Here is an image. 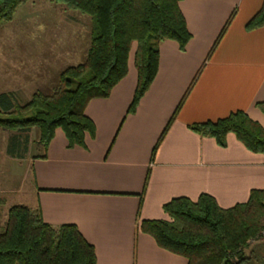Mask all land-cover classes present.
<instances>
[{
  "label": "crops",
  "instance_id": "1",
  "mask_svg": "<svg viewBox=\"0 0 264 264\" xmlns=\"http://www.w3.org/2000/svg\"><path fill=\"white\" fill-rule=\"evenodd\" d=\"M262 3L181 0L191 38L184 50L172 40L160 44L156 76L134 112L128 113L137 84L131 59L109 96L85 106L95 131L85 135L83 146L69 147L58 128L45 149L36 143L28 152L18 138L3 147L0 187L18 198L12 205L38 208L55 228L75 225L94 247L95 264H187L138 226L169 219L163 205L174 198L195 201L205 193L230 208L245 203L252 189H264V154L247 150L232 133L221 146L189 128L236 111L264 128L256 107L264 102V26L245 29ZM22 61L29 62L23 68L29 67L31 77H44L48 57L32 52ZM11 145L17 147L13 154Z\"/></svg>",
  "mask_w": 264,
  "mask_h": 264
},
{
  "label": "trees",
  "instance_id": "2",
  "mask_svg": "<svg viewBox=\"0 0 264 264\" xmlns=\"http://www.w3.org/2000/svg\"><path fill=\"white\" fill-rule=\"evenodd\" d=\"M25 1L0 0V25L9 22L16 8ZM51 1L89 17L86 58L83 63L60 72L50 95L36 92L20 106L11 94L0 93V129L36 128L37 143L45 149L54 131L60 128L69 147L83 146L85 135H93L95 131L93 122L84 113L85 106L93 99L108 97L111 89L126 76L132 44L136 46L133 62L137 84L128 113L135 111L156 76L160 44L172 40L184 50L191 34L178 7L181 0ZM232 15L209 54L224 35ZM262 26L264 0L245 29L251 31ZM256 107L264 114V102H257ZM189 128L201 136L214 138L221 146L226 135L232 133L247 150L264 154V128L243 111L214 122L194 123ZM11 147L9 153L13 154L17 147ZM163 210L168 220H143L138 229L153 237L160 248L184 257L187 264H264V256L258 253L262 246L259 237L264 232V189H252L245 203L230 208H221L211 195L203 193L195 201L174 198L163 205ZM95 263L94 247L75 225L55 228L42 220L38 208L9 207L0 229V264Z\"/></svg>",
  "mask_w": 264,
  "mask_h": 264
},
{
  "label": "rangeland",
  "instance_id": "3",
  "mask_svg": "<svg viewBox=\"0 0 264 264\" xmlns=\"http://www.w3.org/2000/svg\"><path fill=\"white\" fill-rule=\"evenodd\" d=\"M89 42L90 20L86 15L51 0H26L16 8L9 22L0 25V92L11 94L14 102L20 106L27 103L36 92L52 94L60 72L68 66L84 62ZM135 47L133 43L129 60L134 59ZM32 52L39 57H48V62L43 63L46 69L41 72L44 77H31L29 67L23 68L29 62H23L22 59ZM30 78L33 80L29 84ZM38 137L36 128L11 131L0 129V155L3 147L10 145L15 138L23 144L27 142V151H33ZM0 199L4 200L0 203L1 229L9 207L18 198L0 187ZM258 243L262 245L258 253L264 256V235L259 237Z\"/></svg>",
  "mask_w": 264,
  "mask_h": 264
},
{
  "label": "built area",
  "instance_id": "4",
  "mask_svg": "<svg viewBox=\"0 0 264 264\" xmlns=\"http://www.w3.org/2000/svg\"><path fill=\"white\" fill-rule=\"evenodd\" d=\"M262 235H264V232L262 233Z\"/></svg>",
  "mask_w": 264,
  "mask_h": 264
}]
</instances>
